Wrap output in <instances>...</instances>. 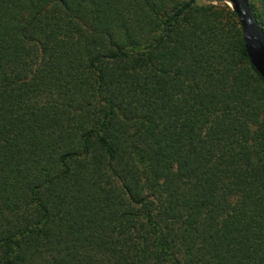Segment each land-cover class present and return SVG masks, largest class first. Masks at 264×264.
Segmentation results:
<instances>
[{
    "label": "trees",
    "instance_id": "16d2710c",
    "mask_svg": "<svg viewBox=\"0 0 264 264\" xmlns=\"http://www.w3.org/2000/svg\"><path fill=\"white\" fill-rule=\"evenodd\" d=\"M0 264H264V79L225 0H0Z\"/></svg>",
    "mask_w": 264,
    "mask_h": 264
},
{
    "label": "water",
    "instance_id": "95a60500",
    "mask_svg": "<svg viewBox=\"0 0 264 264\" xmlns=\"http://www.w3.org/2000/svg\"><path fill=\"white\" fill-rule=\"evenodd\" d=\"M227 1L239 17L250 62L264 79V31L253 15L250 0Z\"/></svg>",
    "mask_w": 264,
    "mask_h": 264
},
{
    "label": "rangeland",
    "instance_id": "374dc122",
    "mask_svg": "<svg viewBox=\"0 0 264 264\" xmlns=\"http://www.w3.org/2000/svg\"><path fill=\"white\" fill-rule=\"evenodd\" d=\"M225 2L229 5V6H232L231 3L227 0H225ZM216 3V2H215Z\"/></svg>",
    "mask_w": 264,
    "mask_h": 264
}]
</instances>
